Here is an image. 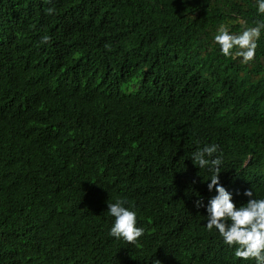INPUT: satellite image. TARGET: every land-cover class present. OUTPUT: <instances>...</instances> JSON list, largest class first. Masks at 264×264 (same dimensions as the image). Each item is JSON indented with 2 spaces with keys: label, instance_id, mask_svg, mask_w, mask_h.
Wrapping results in <instances>:
<instances>
[{
  "label": "trees",
  "instance_id": "trees-1",
  "mask_svg": "<svg viewBox=\"0 0 264 264\" xmlns=\"http://www.w3.org/2000/svg\"><path fill=\"white\" fill-rule=\"evenodd\" d=\"M257 22L255 0H0V264H254L205 227L189 157L218 144L234 201L264 196V30L247 63L213 41Z\"/></svg>",
  "mask_w": 264,
  "mask_h": 264
},
{
  "label": "clouds",
  "instance_id": "clouds-1",
  "mask_svg": "<svg viewBox=\"0 0 264 264\" xmlns=\"http://www.w3.org/2000/svg\"><path fill=\"white\" fill-rule=\"evenodd\" d=\"M256 12L264 14V0H255ZM49 13L53 9H48ZM264 23H255L234 33L224 25H220L213 36V41L219 45V51L224 56H231L232 49L242 63L254 58L257 40ZM48 36H43L41 42H47ZM218 144H204L198 147L189 157L199 169L209 173L206 180L210 195L204 202L203 198L195 201L197 209H203L204 224L207 230L213 229L218 233L222 242L232 249L233 255L242 261L252 260L254 264H264V196L256 198L251 188H245L242 195L248 197L245 202L238 203L233 199V192L220 183L222 156L218 153ZM241 193L237 190L236 195ZM107 213L112 217L108 234L117 239L130 243L138 242L145 233V228L138 223L136 206L124 198L107 202Z\"/></svg>",
  "mask_w": 264,
  "mask_h": 264
},
{
  "label": "rangeland",
  "instance_id": "rangeland-1",
  "mask_svg": "<svg viewBox=\"0 0 264 264\" xmlns=\"http://www.w3.org/2000/svg\"><path fill=\"white\" fill-rule=\"evenodd\" d=\"M127 88H129V89H130V91H132V90H133L131 87H127V86L124 88V90H126Z\"/></svg>",
  "mask_w": 264,
  "mask_h": 264
}]
</instances>
